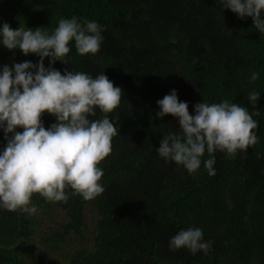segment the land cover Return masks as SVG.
Wrapping results in <instances>:
<instances>
[{
	"label": "trees",
	"instance_id": "obj_1",
	"mask_svg": "<svg viewBox=\"0 0 264 264\" xmlns=\"http://www.w3.org/2000/svg\"><path fill=\"white\" fill-rule=\"evenodd\" d=\"M73 16L104 27L100 50L81 56L72 41L69 63L52 67L93 78L104 72L123 92L108 114L118 135L99 165L105 191L84 200L69 189L67 203L35 194L31 216L0 208V264H264V34L252 18L223 9L221 0H0V27L52 34ZM39 60L0 43V72ZM173 89L191 115L198 102L223 100L252 114L248 94L259 91L258 143L234 158L215 152L214 176L204 167L207 152L194 174L165 161L157 148L163 136L180 134L179 120L157 117V101ZM103 115L97 108L91 119ZM42 121L47 129L56 117L45 112ZM6 145L0 128V154ZM189 227L212 242L207 255L169 250L170 239Z\"/></svg>",
	"mask_w": 264,
	"mask_h": 264
},
{
	"label": "clouds",
	"instance_id": "obj_2",
	"mask_svg": "<svg viewBox=\"0 0 264 264\" xmlns=\"http://www.w3.org/2000/svg\"><path fill=\"white\" fill-rule=\"evenodd\" d=\"M221 4L241 19L251 17L255 29L264 34V0H221ZM103 30L96 21L81 24L75 16L61 18L52 34L40 27L13 29L6 22L0 27V43L7 49L19 48L25 56L32 53L40 57L37 64L24 61L4 65L0 72V128L7 138L0 154V208L31 216L37 212L32 205L35 194L48 202L67 203L69 189L84 200L95 199L105 191L99 165L111 154L113 137L118 135L108 114L120 106L122 89L104 72L93 78L67 69L62 74L52 67L57 61L69 63L66 57L72 41L79 55H95L104 39ZM46 57L50 58L47 68ZM250 79L255 82L258 73L253 72ZM259 97V91L248 94L252 114L238 103L223 100L198 102L195 115H191L188 103L179 101L176 90H171L157 101L160 111L156 116L177 117L180 134L163 136L157 148L159 155L194 174L207 152L204 167L214 176L215 152L234 158L238 151L246 153L258 143L253 131L258 122L253 115H259L255 110ZM97 108L103 117L91 119ZM45 112L56 117V123L47 129L42 121ZM9 133L13 135L8 137ZM203 235L200 228L181 230L170 239L169 250L187 248L193 255L201 251L207 255L212 242L205 241Z\"/></svg>",
	"mask_w": 264,
	"mask_h": 264
}]
</instances>
